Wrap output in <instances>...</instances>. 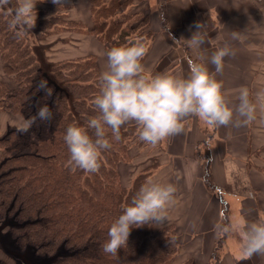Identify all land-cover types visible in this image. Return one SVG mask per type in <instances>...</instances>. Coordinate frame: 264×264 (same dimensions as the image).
Instances as JSON below:
<instances>
[{
  "label": "trees",
  "instance_id": "1",
  "mask_svg": "<svg viewBox=\"0 0 264 264\" xmlns=\"http://www.w3.org/2000/svg\"><path fill=\"white\" fill-rule=\"evenodd\" d=\"M90 1L93 24L88 32L106 44V55L113 47L130 46L136 41L148 51L153 37L149 14L140 8L132 11L130 5L135 0ZM35 7L38 18L33 30L39 35L49 34L53 26L71 29V23L85 28L82 23L64 20L65 4L58 8L52 0H37ZM10 12L8 4L0 7V48L11 80L8 84L0 77V111L19 113L26 120L44 106L52 113L49 121L37 120L27 133L21 134L12 126L0 135V216L15 215L10 225L12 235L22 245L32 244L41 254H56L51 264H171L181 244L176 233L169 232L170 225L158 230L148 224L133 227L127 246L118 256L102 251L110 226L155 168L139 172L130 187H123L119 180L118 163L129 159L131 145L143 142L136 140L138 125L133 121L121 127L118 141L107 129L112 147L102 152L99 172L73 170L63 137L68 126L86 128L87 121L99 115L94 104L100 94L101 77L96 57L42 67L26 33L10 26ZM161 13V25L171 32L165 8ZM61 20L67 22L61 24ZM171 68L162 73L171 75ZM88 131L92 135V130ZM205 158L204 180L214 190L210 155ZM224 221L227 223L226 218ZM61 247L65 251L57 253ZM217 258L214 256L215 264Z\"/></svg>",
  "mask_w": 264,
  "mask_h": 264
},
{
  "label": "crops",
  "instance_id": "2",
  "mask_svg": "<svg viewBox=\"0 0 264 264\" xmlns=\"http://www.w3.org/2000/svg\"><path fill=\"white\" fill-rule=\"evenodd\" d=\"M146 2L154 37L148 48L144 70L150 72L172 46L178 48L181 42H187L195 53L194 57L221 82V91L233 110V119L226 126L208 125L195 115L185 117L183 132L155 146L158 165L144 184L175 186L174 202L166 209L167 218L176 220L177 230L185 232L192 240L199 239V247L210 253L220 236L217 226L221 225L223 218L222 207L226 206L228 221L233 224L262 222L264 219V157L256 153L258 147L264 145V108L257 102L258 94L264 93V1ZM163 8L171 32L161 25ZM83 19L86 23L91 22L90 17ZM198 23L201 28L197 31ZM89 36L92 35H85L83 40ZM194 38L203 42L194 45ZM225 46L231 54L224 57L222 71L216 72L211 57ZM97 54L99 57L102 55L101 52ZM183 62L184 57L179 64L171 66L172 76L187 78L190 75L189 66ZM178 67L180 69L175 72ZM244 88L249 92V99L257 104L256 119L251 123H244L245 117L237 111L240 92ZM209 127H214L210 135ZM201 143H208V152L203 155L198 150ZM206 154L210 155L214 190L204 180ZM249 193L254 198H250ZM229 236L224 256L229 254L233 258L230 257L227 264H264V254L241 259L240 238L235 240Z\"/></svg>",
  "mask_w": 264,
  "mask_h": 264
},
{
  "label": "clouds",
  "instance_id": "3",
  "mask_svg": "<svg viewBox=\"0 0 264 264\" xmlns=\"http://www.w3.org/2000/svg\"><path fill=\"white\" fill-rule=\"evenodd\" d=\"M11 27L31 30L35 27L37 0H17ZM59 7L64 0H52ZM9 0H0V7ZM161 18H164L161 13ZM201 24H197V31ZM171 36V33H169ZM193 39L192 43H202ZM147 48L140 41L130 46L113 47L107 52L108 70L100 77V94L94 99L99 115L87 121V127L70 125L63 137L69 152V165L88 173H97L101 168V154L112 147L107 138V129H111L115 140H120V129L129 122L138 125L139 139L155 147L170 136L184 130L185 117L195 115L211 126L228 125L233 119V110L228 106L221 91L222 84L217 81L208 68L189 60L190 75L177 78L169 74H160L146 78L141 63ZM230 49L225 46L211 57L216 72L223 69V59ZM239 115L245 117L244 123L256 119L257 104L249 99L246 88L241 89ZM257 102L264 108V93L257 96ZM51 110L44 106L36 115L17 126L21 134L27 133L37 120L49 121ZM88 129L92 130V135ZM176 188L172 184L149 183L139 190L130 204L123 207L122 213L108 230V239L102 245V251L113 257L127 246L133 227L160 225L167 220V207L174 202ZM254 198L252 193L248 194ZM220 235L238 232L241 236V259H251L264 254V221L226 223L217 226Z\"/></svg>",
  "mask_w": 264,
  "mask_h": 264
},
{
  "label": "rangeland",
  "instance_id": "4",
  "mask_svg": "<svg viewBox=\"0 0 264 264\" xmlns=\"http://www.w3.org/2000/svg\"><path fill=\"white\" fill-rule=\"evenodd\" d=\"M17 2V0H15ZM14 0H9L8 8L10 9V13L14 16V10L18 6V2L16 3ZM134 5H130L132 11L136 8H140L147 12V2L146 0H135ZM64 4L68 6L65 9L64 20H72V22L82 23L85 28H81L78 25L70 24L71 29H58L63 28L59 27H51L52 31L48 33H44L39 35L36 30H24L28 39L30 40V46L32 47V52L35 55V58L40 62L41 66L44 68H48L53 64H58L64 60H72L78 59L82 57H87L89 55H94L97 60L98 70L100 74L108 70V59L106 55V44L101 41L95 34L88 32V29L92 27L93 18H92V5L90 0H64ZM41 6V5H40ZM85 16L90 17V23H86ZM38 18V17H37ZM61 20V24H65L64 21ZM60 24V25H61ZM47 26V25H46ZM150 26V19H149ZM151 27V26H150ZM152 30V28H151ZM46 32V31H45ZM85 35H92L91 37H87L86 40H83ZM152 35L154 37V31L152 30ZM152 37V39H153ZM152 41V40H151ZM151 43V42H150ZM180 46L176 48V46H172L170 51L166 53L164 57L157 63L154 68L150 72H146L144 70L143 74L146 78H152L156 75L164 74L163 71H167L170 66L174 64H179L181 58H185V66H189V60L200 63L197 58L194 57L192 48H190L189 43L181 42ZM98 53H102L100 57ZM148 54V51H147ZM146 54V56H147ZM145 56V58H146ZM145 58L143 60L142 65L143 68ZM101 60V64H100ZM5 61L2 56V50L0 48V77L4 79L8 84H10L11 80L5 71ZM182 67V65H181ZM180 67L175 69V72H178ZM153 72V75H152ZM172 75V73H171ZM178 78V75H173ZM26 120L24 116L19 113L11 112L8 110L0 111V135L4 134V132L12 127L19 126L23 124ZM214 127H209L207 131L210 133L213 131ZM206 131V136L207 135ZM256 135V132H255ZM207 138V137H206ZM136 140H139L136 139ZM140 141V140H139ZM257 155L260 157H264V145L258 147ZM129 159L123 160L118 163L117 170L119 174V180L123 187H130L133 179L139 172L143 170L151 169V167L156 168L158 163L156 159V150L155 147L146 144L145 142L142 144L137 142L131 145L129 149ZM201 154H205L208 151V143L202 145L200 144ZM156 161H155V159ZM253 161V158L251 159ZM249 161V162H251ZM154 172V171H153ZM153 174V173H152ZM151 174V175H152ZM205 177V174H204ZM226 206L222 207V220L221 225L226 224L224 218H226L227 223H230L229 214ZM224 208V209H223ZM263 221V220H262ZM15 222V215H6L5 217L0 216V261L5 264H51L55 258V255L41 254L37 251V249L32 244L22 245L19 243L16 238L12 235L10 231V225ZM170 225V231H173L177 235V241L180 242L181 247L178 252L174 256L171 264H215L216 260L214 256H217L218 264H227L231 255L227 254L224 256L225 252V244L227 240V236L234 237L235 240L238 237L241 240V236L238 232H233L229 234H225L224 242L222 247H220L219 252L215 254L216 247L212 252L207 253L202 247H199V239L198 241L192 240L191 237L188 236L185 232H180L176 227V220L173 218H167L166 222L160 225H154L156 230L163 228V226ZM179 231V232H178ZM222 236L220 235L216 244L220 242ZM229 238V239H230ZM215 244V246H217ZM65 251L64 247L58 249L57 253H61ZM220 254V256H219ZM224 257V259H223Z\"/></svg>",
  "mask_w": 264,
  "mask_h": 264
},
{
  "label": "built area",
  "instance_id": "5",
  "mask_svg": "<svg viewBox=\"0 0 264 264\" xmlns=\"http://www.w3.org/2000/svg\"><path fill=\"white\" fill-rule=\"evenodd\" d=\"M264 1V0H263Z\"/></svg>",
  "mask_w": 264,
  "mask_h": 264
}]
</instances>
